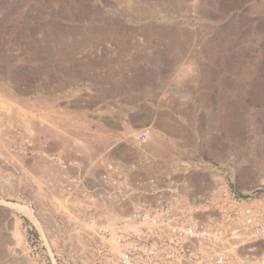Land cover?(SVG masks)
Returning <instances> with one entry per match:
<instances>
[{
	"label": "rangeland",
	"instance_id": "374dc122",
	"mask_svg": "<svg viewBox=\"0 0 264 264\" xmlns=\"http://www.w3.org/2000/svg\"><path fill=\"white\" fill-rule=\"evenodd\" d=\"M0 116V264L35 224L10 205L54 211L51 156L264 190V0H0Z\"/></svg>",
	"mask_w": 264,
	"mask_h": 264
},
{
	"label": "built area",
	"instance_id": "2783aa9c",
	"mask_svg": "<svg viewBox=\"0 0 264 264\" xmlns=\"http://www.w3.org/2000/svg\"><path fill=\"white\" fill-rule=\"evenodd\" d=\"M149 129L135 143L143 146ZM47 160L71 173L54 211L22 229L25 264H264L260 188L242 191L222 178L208 194L189 196L180 172L152 174L148 157Z\"/></svg>",
	"mask_w": 264,
	"mask_h": 264
},
{
	"label": "bare ground",
	"instance_id": "6f19581e",
	"mask_svg": "<svg viewBox=\"0 0 264 264\" xmlns=\"http://www.w3.org/2000/svg\"><path fill=\"white\" fill-rule=\"evenodd\" d=\"M2 92H3V91H2ZM2 94H3V93H2ZM5 96H6V95H5ZM7 96H8V95H7ZM10 96H11V94H10ZM3 97H4V96H3ZM4 98H8V97H4ZM11 98H12V97H11ZM13 98H14V97H13ZM13 98H12V99H13ZM9 99H10V98H9ZM12 99H10V101H11ZM4 100H5V99H4ZM7 100H8V99H7ZM13 100H14V99H13ZM10 101H9V102H10ZM15 101H17V100H15ZM11 102H12V101H11ZM18 102H19V101H18ZM20 102H21V101H20ZM20 102H19V103H20ZM4 103H5V102H4ZM12 103H13V102H12ZM14 103H15V102H14ZM19 103H18V104H19ZM5 104H6V103H5ZM8 104H9V103H8ZM16 104H17V103H16ZM16 104H15V105H16ZM3 105H4V104H3ZM20 105H21V104H20ZM26 107H28V106H26ZM1 108H4V107L2 106ZM8 108H9V107H8ZM18 108H19V106H18ZM16 109H17V108H16ZM16 109H15V110H16ZM31 109H32V108H31ZM1 110H2V109H1ZM13 110H14V109H13ZM9 111H10V110H9ZM9 111H8V112H9ZM12 112H13V111H12ZM3 114H5V111L3 112ZM7 114H8V113H7ZM7 114H6V115H7ZM9 114H11V113H9ZM24 116H25V115H24ZM0 117H1V116H0ZM2 117H3V115H2ZM4 117H5V116H4ZM9 117H10V116H9ZM16 117H17V116H16ZM26 117H27V116H26ZM6 119H7V118H6ZM19 119H20V118H19ZM24 119H26V118H24ZM24 119H23V120H24ZM23 120H22V121H23ZM29 120H31V119H29ZM27 121H28V120H27ZM29 122H30V121H29ZM31 122L33 123V121H31ZM26 123H27V122H26ZM15 125H16V124H15ZM28 125H29V123H28ZM33 125H34V124H33ZM35 125H37V124H35ZM1 128H2V127H1ZM2 129H4V128H2ZM0 133H1V132H0ZM1 134H2V133H1ZM1 134H0V135H1ZM3 134L5 135V133H3ZM3 134H2V135H3ZM2 138H3V137H2ZM33 139H34V138H33ZM21 146H22V145H21ZM7 156H8V155H7ZM20 161H21V160H20ZM20 165H21V164H20ZM206 169H207V168H206ZM185 170H187V168H186ZM59 172L61 173V171H59ZM209 172H210V171H209ZM211 172H212V171H211ZM211 172H210V173H211ZM213 177H215V179L213 178V180H222V178H220L219 176H216V174H213ZM60 178H61V182L64 181V174H62ZM60 178H59V179H60ZM53 179H54V181H55L54 184H56L58 180H57L56 177H54V176H53ZM56 180H57V181H56ZM59 185H60V184H57V185H55V186H56V187H57V186L60 187ZM183 190H184V193L189 192V188H188V186H184V187H183ZM38 197H39V196H38ZM54 198H55V197H54ZM0 205H3V203L1 202ZM10 207L16 209L17 211H20V213H23V214L29 216V217L33 220V222H34L35 224H37L35 218L31 216V212H30V210H29L28 208L23 207V206H21V205H12V206L10 205ZM49 213H50V212H49ZM50 218L52 219V216H50ZM117 218H118V217H117ZM115 219H116V218H115ZM17 238H20V236L17 235Z\"/></svg>",
	"mask_w": 264,
	"mask_h": 264
},
{
	"label": "crops",
	"instance_id": "0c3cea01",
	"mask_svg": "<svg viewBox=\"0 0 264 264\" xmlns=\"http://www.w3.org/2000/svg\"><path fill=\"white\" fill-rule=\"evenodd\" d=\"M163 162H165L164 159L160 158V164L162 163L161 165H163Z\"/></svg>",
	"mask_w": 264,
	"mask_h": 264
}]
</instances>
